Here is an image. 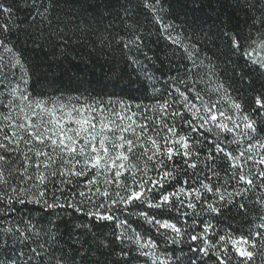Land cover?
I'll return each mask as SVG.
<instances>
[{"label":"snow or ice","instance_id":"obj_1","mask_svg":"<svg viewBox=\"0 0 264 264\" xmlns=\"http://www.w3.org/2000/svg\"><path fill=\"white\" fill-rule=\"evenodd\" d=\"M21 3L34 12L23 29L16 23ZM61 3L78 6L73 16L100 7L93 0H0V264H264V82L239 63L247 57L264 81V56L255 54L264 50V0H232L244 12L243 26L221 19L207 29L202 18L168 20L166 0H140L174 46L172 57L179 52L175 74L163 81L145 63L152 57L132 55L151 32L139 30L122 8L117 19L126 35L113 39L133 72L107 99L29 90L42 65L29 63L17 46L20 31L24 43L43 50L53 38L67 43L69 32L89 28L60 27ZM103 7L122 6L108 0ZM97 39L111 50L107 36ZM134 88L153 93L154 102H137ZM232 208L255 212L258 222L247 233L214 238L216 225L201 220L199 232L195 221L189 225L190 217H219ZM69 209L115 222L111 237L90 250L79 238L89 230L82 224L85 231L69 244L55 223ZM133 216L160 239L132 227Z\"/></svg>","mask_w":264,"mask_h":264},{"label":"trees","instance_id":"obj_2","mask_svg":"<svg viewBox=\"0 0 264 264\" xmlns=\"http://www.w3.org/2000/svg\"><path fill=\"white\" fill-rule=\"evenodd\" d=\"M106 2L108 0H93V8H96L97 5L100 7L97 8L96 14L90 10L85 16H73V13L79 12L78 6L61 3L55 13L63 21V23H60V27L68 31L65 23L72 25L84 23L89 26L86 33H80L79 31L75 33L69 32L68 37L65 38L67 43L53 38L41 50L34 46L32 40L24 43L26 33L20 31V39L17 46L28 57L29 63L35 62L42 65L41 70L32 75V79L29 82L30 91L32 88H35L36 93L45 97L60 95L67 97L82 93L84 95L95 96L99 93L107 99V95L113 92L120 94V89L125 87L128 82L127 73L133 72V69L125 63L123 53L119 50V45L113 39V36L117 32L121 35H126L123 26L117 19V14L122 12V8L129 10L131 13L129 19L131 22L136 23L139 30L151 32V35L144 41L142 52H133L132 55L138 56L141 60L145 59L143 53H147L149 57H152L151 62L145 61V63L148 64V68L152 72L160 77L161 81L165 80L168 75L175 74V65L178 62L179 52H177L176 57H172L170 49L174 46L163 35L159 34L158 28L153 27L154 22L150 19L151 14L143 9L140 0H119V5L122 7L111 9L103 7ZM111 2L116 3V0H111ZM231 2L232 0H166L169 13L167 19L170 21L175 20L178 25H184L185 22L195 18H202L206 21L204 25L205 29L218 25L221 19L230 20L232 27L237 26L238 23L240 26H243L241 22L244 19V12L233 9L230 6ZM30 13L34 15L32 9L21 3L16 23L22 29L27 28L28 24L32 22V15ZM99 13H103V19L98 18ZM94 15L97 16L96 19L93 18ZM113 21L115 23H113L112 27H109V24ZM184 31L191 34L187 28ZM101 33L107 36L109 40H112L111 50L99 44L97 37ZM13 39H16L15 33L13 34ZM192 39L196 40L197 36L193 35ZM106 43L107 41H105ZM253 47H256V45H253ZM101 50L105 53L104 56L100 55ZM208 54L210 55L211 53ZM255 54L257 56H264V50L257 51ZM166 57H172L173 63L169 64ZM233 59L236 58L234 57ZM246 60L247 57L239 60V63L244 65V71H252V78L257 83L264 82L259 79V73L253 70L250 63L245 64ZM161 61H163V64ZM120 75H123V80L119 79ZM81 82H84L83 86H80L79 90H77ZM104 85H108V87H104ZM85 87H88V92L84 91ZM93 89L95 90L93 91ZM132 95L141 104H151L154 102L150 98L153 93H146L142 89L137 91L134 88ZM125 98L127 97L125 96ZM168 187L171 190V186ZM29 207L36 206L29 205ZM148 211L152 212L151 209ZM34 215L40 216L43 219V215L38 208ZM129 219L132 227L144 235L145 238L151 237L157 241L160 239L151 226L145 224L143 220H138L135 216ZM201 220L205 223L210 222L216 225V233H210V237L213 238L219 234L233 230H235V235L247 233L258 222L255 212L245 214L243 210L236 208L225 211L219 217L197 216L188 218L190 226H193V221H195L197 232L201 231L199 227ZM47 223L48 221L44 220V224L47 225ZM55 223L60 226V234L69 244L73 243L76 237L85 231V229L77 227V225L88 224L89 230L87 231V235H80L79 238L89 246L90 250L95 248L98 243H106L107 238L111 237V233L115 227V222L90 220L82 214H73L71 209L68 210V215H63L62 219L57 220ZM69 233H71V236L68 235ZM161 247L164 246L161 245ZM167 247L172 248L173 246L169 244ZM167 255L171 257L172 253L169 251ZM208 264H215V261L210 259Z\"/></svg>","mask_w":264,"mask_h":264}]
</instances>
